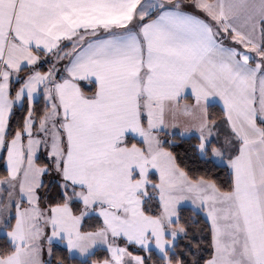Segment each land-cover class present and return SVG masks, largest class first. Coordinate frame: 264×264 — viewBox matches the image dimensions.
I'll return each mask as SVG.
<instances>
[{
    "label": "snow or ice",
    "instance_id": "1",
    "mask_svg": "<svg viewBox=\"0 0 264 264\" xmlns=\"http://www.w3.org/2000/svg\"><path fill=\"white\" fill-rule=\"evenodd\" d=\"M0 264H264V0H0Z\"/></svg>",
    "mask_w": 264,
    "mask_h": 264
}]
</instances>
